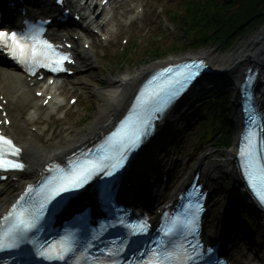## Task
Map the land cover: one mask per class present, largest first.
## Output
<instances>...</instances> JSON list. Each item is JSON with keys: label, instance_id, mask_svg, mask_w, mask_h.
I'll use <instances>...</instances> for the list:
<instances>
[{"label": "snow or ice", "instance_id": "snow-or-ice-1", "mask_svg": "<svg viewBox=\"0 0 264 264\" xmlns=\"http://www.w3.org/2000/svg\"><path fill=\"white\" fill-rule=\"evenodd\" d=\"M42 31L43 28L39 25H33L24 33L0 29V50L7 52L18 63L28 65L30 71L37 66L49 68L52 72L64 71L63 63L70 61L68 53L56 51L53 44L42 39ZM202 66L201 61L192 62V68H189L187 64L184 65L181 71L174 73L171 78L154 88L149 96H145L144 90H141L140 96L137 97L138 103L134 105V108L139 107L144 115L141 116L138 113L136 120L126 117L121 121L120 127L107 138L105 144L97 146L100 149L98 155L85 159L83 162L73 163L68 169L54 166L55 174L49 175L38 188L34 189L31 185L25 187L17 201L11 205L4 216L0 217V251L11 252L14 256L12 264H39L35 260H29V256L39 257L41 261H63L74 251L73 244L66 236L57 241L44 243L31 239L30 234L38 230V222L44 216L45 210H55L63 199L62 194H67L69 198L79 195L77 190L83 189L97 174L115 179L114 174L124 166L127 154L133 151L140 144L142 137L148 134L151 127L150 121L155 118L153 113L163 111L167 102L178 94V89H182L195 75L192 69ZM170 71V68L162 69L153 77V81ZM249 75L243 77L242 87L249 83ZM20 152L21 149L15 147L10 139L0 135V170L23 169L24 164L18 159H13L18 157ZM239 155L243 161L242 166L248 187L264 205V166L258 162L251 131L247 136V144L241 146ZM107 183L111 182H106V188ZM32 192L38 193L35 200L31 197ZM25 196L28 197L27 204L22 203ZM194 207L195 212L186 215L185 219L173 220L169 226L165 227L163 238L173 237L182 231L194 236L197 230L196 213L201 210L199 203H196ZM133 227L137 231H146L147 223L145 221L138 227L135 225ZM27 244H31L32 248L22 247ZM156 245L142 254L147 256V259L141 260L140 264H191L193 256L199 255V242L190 244L191 255L182 245L165 246L162 241H157ZM208 251L210 252L211 249L209 248Z\"/></svg>", "mask_w": 264, "mask_h": 264}, {"label": "rangeland", "instance_id": "rangeland-1", "mask_svg": "<svg viewBox=\"0 0 264 264\" xmlns=\"http://www.w3.org/2000/svg\"><path fill=\"white\" fill-rule=\"evenodd\" d=\"M180 0H116L112 11L108 15L109 24L107 29L111 32L112 38L109 44H103L94 40L92 48V57L88 61L86 68L83 69L77 80L83 84V89L79 90L72 86L69 81L66 83L64 90L60 89L58 91L59 100L64 105L66 109V102L71 96H77L79 93L82 96L79 99L78 104L70 109L62 122H56L58 116H62L64 111L61 110L59 114L51 116V114L46 111L43 114V124L47 122L48 127H42L46 131L44 137L41 139L44 144L50 142H62L63 138L70 128L76 126V130L80 131L86 127L95 117L100 98L97 94L99 90L105 89L110 80L116 76H120L124 73L134 74L141 71L144 67H150L153 65H158L164 63L167 60L178 59L186 55L194 54H207L214 52L218 55H229L236 48L246 45L251 39L256 38L257 34L260 32L262 27H264V21L256 24L255 26L249 27L245 35L235 43L234 47L229 50H219L218 48H202L198 50L189 51H175L174 53H169L166 51L167 48H171L172 44L176 39L182 40V35H179V21L175 20L172 15L168 14V9L178 12L181 14L180 8H177V4ZM143 7L144 13L141 16L135 15V9L137 7ZM134 18L131 22L130 19ZM127 39L128 44L124 45L123 40ZM160 45L164 47L166 51L165 55L159 58L154 56L155 45ZM128 52L127 57H125ZM147 54V55H146ZM118 60V61H117ZM238 64V63H237ZM237 64H234L235 66ZM234 74H232L233 76ZM218 78L225 85L224 91L230 92L228 96V104L226 106V115L228 122L231 127L235 128L237 122L236 116V95L234 90L235 79L231 77L225 79L222 76ZM226 80V81H225ZM235 80V81H234ZM234 81V83H233ZM220 82V81H219ZM221 82V83H222ZM203 83V82H202ZM215 86H222L217 81L210 80L206 82L203 86L191 93V97L188 98V102L184 107L183 117L178 121L175 131L169 136L166 145L162 146L161 151L156 156L155 163L157 164L154 169L162 167L165 165L167 159L166 156L173 149H178V154L180 155V161L178 165V174L183 172L188 166L189 169L193 167L198 160L211 151L213 155L226 157L231 149H225L223 146L219 145L216 141L204 142L202 148L199 149L198 139L203 131L201 110H196L195 100L198 94L207 89L214 88ZM262 99V98H261ZM57 117V118H56ZM50 120V122H49ZM203 121V122H202ZM54 129L62 130L59 136L55 135ZM64 130H66L64 132ZM219 135V133H218ZM234 133L232 132V136ZM211 136V132L209 134ZM231 137V136H230ZM47 142V143H46ZM195 154V156H194ZM216 166L217 170L223 173V179L220 184L219 191L213 195L214 207H212L210 213L212 217H220V212L226 204V196L231 193V180L227 174L228 163L226 161L219 160L218 158L211 159ZM233 196V193L230 194ZM240 195L234 197L232 202V207L234 209V203L241 199ZM246 203L243 207L246 208ZM243 218L239 215L235 218L234 230L240 235L237 244L243 248L246 252V256L253 257V243L256 242V236L260 235L261 231V220H257L254 225L251 226L250 232L252 235L244 236L241 231L240 226ZM244 227V223L242 224ZM241 237L247 239L242 240Z\"/></svg>", "mask_w": 264, "mask_h": 264}, {"label": "bare ground", "instance_id": "bare-ground-1", "mask_svg": "<svg viewBox=\"0 0 264 264\" xmlns=\"http://www.w3.org/2000/svg\"><path fill=\"white\" fill-rule=\"evenodd\" d=\"M44 2L47 3L48 0H41V3ZM257 35V38H253L246 45L236 48L229 55L222 56L214 52L205 54L207 62L214 70L218 71L223 78L227 79L231 77L237 80L238 84L240 79L235 75V71L237 70L238 74L239 69H237L238 67L234 64L238 63L237 65L240 66L243 62H249L251 57H253L249 55H253L256 52V46L261 47L264 45V27H262V30H260ZM263 51L264 47L262 48V52L254 55L260 57ZM85 55L86 56L83 58L79 56L80 65L77 68L78 74L82 73V70L86 68L89 61L88 54ZM262 56H264V53L261 57ZM170 61H177V59L167 60L164 63L150 67H144L141 71L134 74L127 72L112 78L105 89L97 92L100 101L98 102L99 105L94 119L80 131L76 130V126L70 128L68 136L65 137L62 142L52 141L48 144H44L41 140L44 132L32 133L29 129L30 125H39V121L35 120V117L41 112L37 108L38 99L35 98L32 102H29V99L33 96L32 88L27 84L26 79L18 72L9 68H0V94H3L8 101L7 108L10 110L9 116L13 121V126L10 128L9 133L14 136L16 141L24 148V156L28 166L26 171L17 175L16 183H19L17 188H14L9 181H5V183L0 185L2 186L0 191V213L9 204L22 185L25 182H30L35 177V171L33 169L41 167L46 161L52 159L59 160L63 156H66L73 148L84 143L95 131L105 129V125H109L125 108L129 93L136 86L137 82H139L150 69L165 65ZM232 74L234 75L232 76ZM259 80L261 81L259 83L261 89L258 92L262 98L261 105L264 107V72ZM209 81H203L199 86H203ZM71 85L79 90L83 89V84L77 79L73 78ZM193 91L194 89L185 95L184 99L178 102L177 105L168 112L165 116L166 118L164 117L162 119L161 124L155 130L150 140L144 144L141 153L133 160L132 169L127 173V177H131L136 186L134 192L135 195H137L136 198L141 197L151 204L153 201H155V204L158 202V175L153 171L151 165L154 164L156 154L160 147L166 144L169 136L175 131L176 124L183 116L184 107ZM55 102V106H50L49 109L57 108V96L55 97ZM59 134L60 132H55L56 136H59ZM28 135H31L30 140H28ZM213 157V153L208 151L198 160L196 167L201 169L209 192L215 195L220 189L223 173L217 170L211 160ZM148 162L150 163L147 164ZM233 192L234 196L238 195L240 189L233 190ZM209 204L211 208L214 207V200L211 199ZM247 206L253 207L251 203H247ZM227 208L230 209V206L228 205ZM261 225L260 235L256 238V244L258 246V252L264 259V220ZM239 238L240 236L237 233L230 232L228 242L226 243V252L231 257L233 264H257V258L253 260L246 259L244 251L235 245Z\"/></svg>", "mask_w": 264, "mask_h": 264}, {"label": "trees", "instance_id": "trees-1", "mask_svg": "<svg viewBox=\"0 0 264 264\" xmlns=\"http://www.w3.org/2000/svg\"><path fill=\"white\" fill-rule=\"evenodd\" d=\"M176 6L181 14L172 9L167 12L179 21L182 40L176 39L172 47L166 49L169 53L210 47L228 50L245 35L249 27L264 21V0H180ZM154 49L155 58L166 53L164 47L158 44ZM229 93L217 87L205 90L198 96L196 108L205 115L201 141L210 138L217 128L221 133L218 141L229 146L231 129L226 117ZM207 123H211L209 128ZM210 131L211 136L208 137Z\"/></svg>", "mask_w": 264, "mask_h": 264}, {"label": "water", "instance_id": "water-1", "mask_svg": "<svg viewBox=\"0 0 264 264\" xmlns=\"http://www.w3.org/2000/svg\"><path fill=\"white\" fill-rule=\"evenodd\" d=\"M259 44V43H258ZM257 47V50H256V53H259L261 50H262V48L264 47V45L263 46H261V47H259V46H256ZM263 53H264V51H263ZM262 54V53H261ZM258 59V58H257ZM257 59H252L251 61H249L247 64H246V66H245V68L243 69V68H237V69H239V71H238V76L240 77V76H242V75H249V83L245 86V87H243L244 88V91L242 92L243 93V95H242V98L243 99H245L246 100V102H247V105L249 104V97H248V94H247V92H248V89H249V86H250V83L252 82V79H253V74L251 75V72H252V69L254 68V69H256V60ZM236 72H237V70H236ZM210 77H212V75H210V74H205V75H203V79L204 78H210ZM243 80V79H242ZM244 81V80H243ZM221 83V82H220ZM221 85H223V87L225 86L223 83H221Z\"/></svg>", "mask_w": 264, "mask_h": 264}]
</instances>
